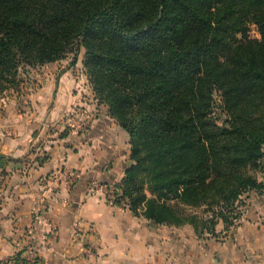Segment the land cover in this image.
Instances as JSON below:
<instances>
[{"label": "trees", "instance_id": "16d2710c", "mask_svg": "<svg viewBox=\"0 0 264 264\" xmlns=\"http://www.w3.org/2000/svg\"><path fill=\"white\" fill-rule=\"evenodd\" d=\"M83 47L129 134L112 203L199 237L237 225L245 194L264 191V0H0V91L23 64L75 62Z\"/></svg>", "mask_w": 264, "mask_h": 264}, {"label": "crops", "instance_id": "0c3cea01", "mask_svg": "<svg viewBox=\"0 0 264 264\" xmlns=\"http://www.w3.org/2000/svg\"><path fill=\"white\" fill-rule=\"evenodd\" d=\"M70 74L48 79L49 106L1 119L0 264H19L31 236L35 264H264V191L246 193L241 220L229 230L220 221L218 237H199L191 225L155 224L92 192L94 182L114 184L124 177L133 162L129 134L108 106H85L93 119L84 132L50 131L67 128L70 121L74 106L66 102L76 86ZM31 142L37 149L31 160L41 157L37 168L16 159ZM24 165L31 169L23 170ZM55 171L60 177L43 186ZM69 171L78 173L74 183L66 180ZM50 185H56L55 192L43 199ZM36 207L43 209L37 218Z\"/></svg>", "mask_w": 264, "mask_h": 264}, {"label": "rangeland", "instance_id": "374dc122", "mask_svg": "<svg viewBox=\"0 0 264 264\" xmlns=\"http://www.w3.org/2000/svg\"><path fill=\"white\" fill-rule=\"evenodd\" d=\"M250 35L260 37L255 25H251ZM84 53L85 48L83 47L79 53L78 59L75 62H73V54H69L67 57L58 61L35 67L23 64L22 67H20L19 72V77L22 80L20 86L17 89L0 91V124L2 118L7 116L9 120H13V118H16L18 114H26L32 106H49L48 99L50 98V94L45 92L44 87L47 85L49 78L57 81L61 75H63L64 71L72 73L70 75L74 80V83L76 82L74 89H71L68 92L67 100L69 101L66 102V104L67 106H74L72 111L69 113L68 118L72 112L80 107H83L84 109L87 108L85 106H107L97 97L88 78L83 62ZM45 94H47L48 97ZM215 98L217 100L216 113L224 114L220 105L221 101L219 94H216ZM90 110L92 111V109ZM69 120L67 128L60 129L53 126L51 128L49 127L50 131L61 136L72 132V129L77 131L75 129L77 128L76 125L72 124L73 119L70 117ZM14 129V127H8L9 132H13ZM36 151L37 149L35 144L31 142L27 152L17 156L16 159L24 162L29 160L30 162L35 163L32 165V168H37L36 162L40 161L41 157H38L39 160H31V154ZM42 156L46 157L45 154ZM21 168L23 170L31 169V167L28 168L27 165H24V167Z\"/></svg>", "mask_w": 264, "mask_h": 264}, {"label": "built area", "instance_id": "2783aa9c", "mask_svg": "<svg viewBox=\"0 0 264 264\" xmlns=\"http://www.w3.org/2000/svg\"><path fill=\"white\" fill-rule=\"evenodd\" d=\"M72 118L74 121V124L76 125L77 132H84L86 131L89 126L91 125L93 117L83 108H78L72 114L69 116V118ZM61 175V171H55L52 174L46 176L43 180V186L49 185L51 182L56 181ZM78 178V173L75 171H69L66 174V180L70 183H74ZM56 185H50L45 189V191L50 190V193L48 195H44L43 199L46 197H49L50 194L55 192ZM92 192H98L103 194L110 202L115 200L116 197V187L114 184L109 183H97L94 182L90 186ZM48 207V206H47ZM47 208H44V210ZM43 209L41 207H36V210L34 211L35 217L37 218L41 213ZM89 229L92 230V226L89 225ZM26 255L23 256L19 262V264H35L37 263L38 254L36 252L34 243H33V237L31 236L28 240V243L26 245Z\"/></svg>", "mask_w": 264, "mask_h": 264}]
</instances>
